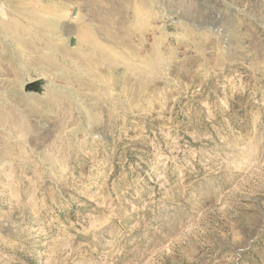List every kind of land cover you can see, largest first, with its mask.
I'll return each mask as SVG.
<instances>
[{
  "label": "rangeland",
  "instance_id": "obj_1",
  "mask_svg": "<svg viewBox=\"0 0 264 264\" xmlns=\"http://www.w3.org/2000/svg\"><path fill=\"white\" fill-rule=\"evenodd\" d=\"M0 264H264V0H0Z\"/></svg>",
  "mask_w": 264,
  "mask_h": 264
},
{
  "label": "water",
  "instance_id": "obj_2",
  "mask_svg": "<svg viewBox=\"0 0 264 264\" xmlns=\"http://www.w3.org/2000/svg\"><path fill=\"white\" fill-rule=\"evenodd\" d=\"M40 88H41L40 82L38 83V82L33 81L26 85L25 90L28 92H31V91L39 92Z\"/></svg>",
  "mask_w": 264,
  "mask_h": 264
}]
</instances>
